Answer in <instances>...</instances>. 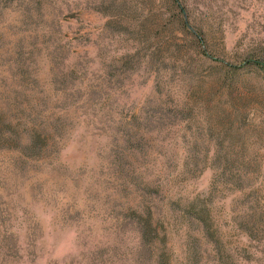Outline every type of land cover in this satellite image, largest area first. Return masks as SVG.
I'll list each match as a JSON object with an SVG mask.
<instances>
[{
  "label": "rangeland",
  "instance_id": "374dc122",
  "mask_svg": "<svg viewBox=\"0 0 264 264\" xmlns=\"http://www.w3.org/2000/svg\"><path fill=\"white\" fill-rule=\"evenodd\" d=\"M179 3L0 0V264H264V0Z\"/></svg>",
  "mask_w": 264,
  "mask_h": 264
},
{
  "label": "trees",
  "instance_id": "16d2710c",
  "mask_svg": "<svg viewBox=\"0 0 264 264\" xmlns=\"http://www.w3.org/2000/svg\"><path fill=\"white\" fill-rule=\"evenodd\" d=\"M170 1H174V4L177 5V7H181L180 3H179V0H170ZM181 9V8H180ZM180 11V15L182 16L180 21H181V24H182V27L186 30H188V18L187 16L183 13V10H179ZM192 33V32H191ZM196 40L199 42V43H202L203 40H200V35L193 32L192 33ZM244 66H251V67H254L255 70H258L259 72L261 71L263 74H264V63L262 61H259V60H245L244 61ZM0 123L2 124V122L0 121ZM199 207V209L201 210L200 212H196L197 211V208ZM190 210H191V213L193 216H196L197 219L203 223V225L206 227V225H208V223L210 222V218L208 216V209L206 211L205 207L203 206V209H202V206L199 205L198 206V201H192L190 206H189ZM204 213L205 216H208V218L206 219H203L202 218V214ZM201 214V216H200ZM137 222L140 224V227H141V230L143 232V236H145L146 234H152L154 236H158V234L160 233L159 229H162L159 224L162 226V223H161V220L160 219H155L154 220V215H153V212L151 211H148L145 215L142 214L141 215H138L137 217ZM208 219V220H207Z\"/></svg>",
  "mask_w": 264,
  "mask_h": 264
}]
</instances>
